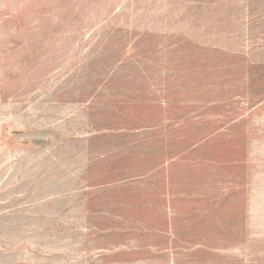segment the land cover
Masks as SVG:
<instances>
[{"label":"rangeland","instance_id":"obj_1","mask_svg":"<svg viewBox=\"0 0 264 264\" xmlns=\"http://www.w3.org/2000/svg\"><path fill=\"white\" fill-rule=\"evenodd\" d=\"M0 264H264V0H0Z\"/></svg>","mask_w":264,"mask_h":264}]
</instances>
